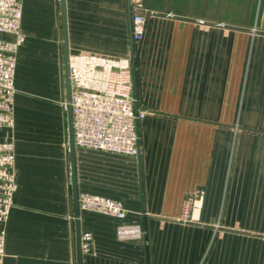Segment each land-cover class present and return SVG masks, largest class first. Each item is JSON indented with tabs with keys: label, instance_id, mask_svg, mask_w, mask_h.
I'll list each match as a JSON object with an SVG mask.
<instances>
[{
	"label": "crops",
	"instance_id": "crops-1",
	"mask_svg": "<svg viewBox=\"0 0 264 264\" xmlns=\"http://www.w3.org/2000/svg\"><path fill=\"white\" fill-rule=\"evenodd\" d=\"M64 2L69 55L130 59L133 13L145 17L133 41L139 153L74 148L78 194L126 209L118 220L78 206L93 238L81 264H264V0ZM22 3L14 124L0 128L18 189L3 264H77L61 4ZM199 189L200 210L183 215ZM122 224L139 236L118 237Z\"/></svg>",
	"mask_w": 264,
	"mask_h": 264
},
{
	"label": "built area",
	"instance_id": "built-area-1",
	"mask_svg": "<svg viewBox=\"0 0 264 264\" xmlns=\"http://www.w3.org/2000/svg\"><path fill=\"white\" fill-rule=\"evenodd\" d=\"M22 1L0 0V33L12 37L10 40L0 37V128H12L14 124V70L18 48L25 41L20 29ZM132 17L133 41H139L143 37L145 17L141 12L133 13ZM68 69L75 145L137 156L136 123L143 119L146 111L134 110L130 59L83 52L69 55ZM63 103L66 112L67 103ZM14 163L13 141H1L0 225L7 221L18 190ZM203 194L204 191L199 189L184 200L183 215L189 210H200ZM77 205L81 210L108 214L118 220L126 213L122 202L90 193H79ZM117 235L120 238L138 237L139 231L135 226L122 224L117 228ZM80 238L81 253H89L93 244L91 233L83 232ZM5 242L3 227L0 229V264L4 263Z\"/></svg>",
	"mask_w": 264,
	"mask_h": 264
},
{
	"label": "water",
	"instance_id": "water-1",
	"mask_svg": "<svg viewBox=\"0 0 264 264\" xmlns=\"http://www.w3.org/2000/svg\"><path fill=\"white\" fill-rule=\"evenodd\" d=\"M61 4L60 19H61V36H62V53H63V70L65 77V86H66V103H67V120H68V137H69V154L71 155L70 171L72 179V188H73V205H74V222H75V239H76V255H77V264H81L82 255L80 248V229L79 223L77 222L78 217V205H77V196L78 190L76 188V171H75V154H74V137H73V124H72V108L70 103L71 98V86L69 80V69H68V58L69 53L67 49V36H66V19H65V2L64 0H59ZM131 46H130V68H131V77H132V96L134 99V110L138 109L136 102V85H135V55L133 51V35H131ZM136 133H137V123H136Z\"/></svg>",
	"mask_w": 264,
	"mask_h": 264
}]
</instances>
